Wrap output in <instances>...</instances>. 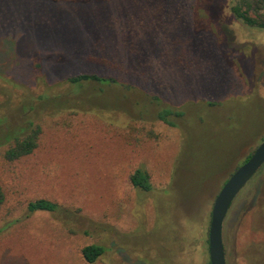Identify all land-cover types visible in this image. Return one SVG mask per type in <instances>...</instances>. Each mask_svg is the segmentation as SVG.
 Returning a JSON list of instances; mask_svg holds the SVG:
<instances>
[{
  "label": "rangeland",
  "instance_id": "374dc122",
  "mask_svg": "<svg viewBox=\"0 0 264 264\" xmlns=\"http://www.w3.org/2000/svg\"><path fill=\"white\" fill-rule=\"evenodd\" d=\"M240 2L0 0V135L42 128L30 156L0 148V264H90L93 244V264H210L216 197L264 139V28ZM82 74L120 86L69 82ZM39 199L61 211L30 213ZM223 236L227 264H264V166Z\"/></svg>",
  "mask_w": 264,
  "mask_h": 264
},
{
  "label": "trees",
  "instance_id": "16d2710c",
  "mask_svg": "<svg viewBox=\"0 0 264 264\" xmlns=\"http://www.w3.org/2000/svg\"><path fill=\"white\" fill-rule=\"evenodd\" d=\"M60 1V0H55ZM74 1V0H62ZM91 2V0H83ZM103 1V0H102ZM200 3L205 0H199ZM210 1V7L217 0ZM208 4V3H206ZM209 7V4H208ZM235 17L243 21L244 24L250 27L264 28V0H241L240 4L232 8ZM253 13V14H251ZM73 85L82 86L85 82H94L101 86H120L113 78L101 77L97 74H82L69 79ZM158 99V98H157ZM182 113L173 107H162L157 114V119L166 123L169 126L175 127L174 118L181 116ZM42 134L40 125L29 122L27 126L10 128L3 135H0V148L3 149V158L9 162L21 160L32 155L39 146V140ZM249 156L245 162L250 158ZM131 184L143 191H151L152 184L150 175L147 171L138 168L130 177ZM7 197L3 187L0 185V210L6 204ZM28 210L30 213L49 212L59 213L61 206L54 201L48 199H39L29 203ZM106 252V248L101 245L93 244L82 249L84 259L90 263H95Z\"/></svg>",
  "mask_w": 264,
  "mask_h": 264
},
{
  "label": "water",
  "instance_id": "95a60500",
  "mask_svg": "<svg viewBox=\"0 0 264 264\" xmlns=\"http://www.w3.org/2000/svg\"><path fill=\"white\" fill-rule=\"evenodd\" d=\"M264 166V139L251 157L226 181L213 205L209 230L210 264H227L224 224L230 208L255 174Z\"/></svg>",
  "mask_w": 264,
  "mask_h": 264
},
{
  "label": "flooded vegetation",
  "instance_id": "af4514ba",
  "mask_svg": "<svg viewBox=\"0 0 264 264\" xmlns=\"http://www.w3.org/2000/svg\"><path fill=\"white\" fill-rule=\"evenodd\" d=\"M236 200V199H235Z\"/></svg>",
  "mask_w": 264,
  "mask_h": 264
}]
</instances>
